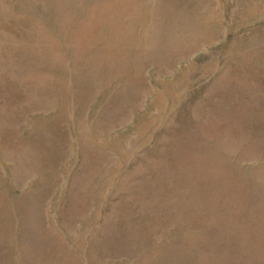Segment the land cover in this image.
<instances>
[{"label": "rangeland", "instance_id": "1", "mask_svg": "<svg viewBox=\"0 0 264 264\" xmlns=\"http://www.w3.org/2000/svg\"><path fill=\"white\" fill-rule=\"evenodd\" d=\"M0 264H264V0H0Z\"/></svg>", "mask_w": 264, "mask_h": 264}]
</instances>
